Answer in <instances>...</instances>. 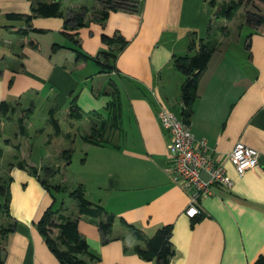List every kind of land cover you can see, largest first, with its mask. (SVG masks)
Instances as JSON below:
<instances>
[{"label":"crops","instance_id":"1","mask_svg":"<svg viewBox=\"0 0 264 264\" xmlns=\"http://www.w3.org/2000/svg\"><path fill=\"white\" fill-rule=\"evenodd\" d=\"M32 1L0 0V107L4 103L14 108L13 114L8 111V120L0 117V160L7 150H16L6 169H1L13 177L7 219L14 229L0 242L4 264H60L46 246L37 222L52 197L55 205L61 207V203L51 195L53 190L48 192L39 181V170L29 161L32 146L26 142V135L12 141L20 113L17 108L33 113L38 99L53 110H63L66 117L75 104L82 115L78 121L86 128L80 136L86 144L88 159L82 162L86 173L78 178L77 187L82 186L85 199L102 207L106 214L97 218L79 215L78 204L72 216L60 209L61 214L76 221L79 236L94 256H80L86 264H155V260L137 255L135 247H145V241L167 225L172 228L169 264H254L264 256V32L250 29L235 43L227 42L225 32L227 39L220 41L221 49L209 47L207 30L217 18L218 8L230 0H128L138 5L136 11L109 12L104 22L97 20L100 5L92 15H84V26L75 32L80 50L91 58L100 52H115L118 47L103 44L102 35L118 34L127 46L108 63L114 71L107 73L100 67L99 75L81 76L88 62H96L75 58L76 64L70 66L64 49L75 55V46L65 35L63 19L38 17L26 24L5 18L7 14L29 15ZM73 2V10L64 14L83 8L77 0ZM232 21L226 22L232 25ZM51 37L59 43H50ZM192 38L203 40L211 56L198 80L188 124L194 138L205 141L206 152L224 164L232 188L213 187L212 194L200 201L201 214L189 219L185 215L188 195L167 172L170 138L161 129L157 114L164 108L182 119L185 77L174 68L173 60L195 53L188 50ZM110 76L113 80L100 84L97 91L89 87L95 77ZM27 96L32 97L30 102L22 105ZM113 100L120 106L115 143L86 142L90 125L109 118L107 105ZM123 112L126 120L122 121ZM6 140L11 144H5ZM237 142L259 154V168L241 176L226 161ZM19 163L26 168L20 169ZM108 216L114 221L103 235L100 223ZM115 222L124 228H117ZM127 225L138 230L140 238L134 237Z\"/></svg>","mask_w":264,"mask_h":264},{"label":"trees","instance_id":"2","mask_svg":"<svg viewBox=\"0 0 264 264\" xmlns=\"http://www.w3.org/2000/svg\"><path fill=\"white\" fill-rule=\"evenodd\" d=\"M102 5V10L99 11L97 20L104 22L109 12H115L118 10H129L136 11L138 5L134 4L133 1L128 0H99ZM252 0H237L231 1L224 5H221L215 17L223 18L230 21L233 17L234 12L240 7L244 2H250ZM259 3H264V0H257ZM213 4V3H211ZM260 8L255 7L254 12L246 10L245 24L252 29L257 30L258 28H263L264 32V15L258 14ZM83 8L80 13L74 14H64L61 10V4L58 2H41L39 0H34L31 2V11L29 15L23 14H7L5 18L8 21H24L26 24L38 17L41 18H60L64 20L63 26L66 37L73 43L75 48L73 52L77 59L84 58L93 59L104 71L107 73L114 71V67L109 68L108 63H113L117 54L122 51L127 46V41L120 35L116 34L112 37L102 35L101 42L108 46H116L118 49L115 52H100L96 57L91 58L90 56L84 55L79 48L78 41L76 39L77 33H75L79 28L84 26ZM35 33H42L40 30L33 29ZM249 47V46H247ZM189 52L195 53L191 56L176 57L173 60L174 68L180 72L184 77L185 81L181 86V101L185 109L182 113V120L188 124V118L191 114V105L196 98L197 83L205 70L207 63L209 62L211 56V50L207 45L203 44V40H197V38H192L188 45ZM101 60V62L99 61ZM108 70V71H107ZM118 101V100H117ZM117 101H112L107 105L109 111V118L106 120L99 119L97 122L90 125V133L85 136L86 142L95 145H104L109 142L113 135L119 130L120 122V111L119 103ZM10 108V110H9ZM8 111L11 114L14 113V108L2 104L0 107V117L8 120ZM51 110V114H52ZM68 118L74 120H81L82 115L78 112V108L75 104H71L68 112ZM24 119L25 114L23 113L18 119L19 133L24 134ZM52 124L56 129V133L60 132L59 126L56 120L52 119ZM5 144H11L10 140H6ZM67 153V152H65ZM1 155V151H0ZM69 155L67 156V161L69 162ZM20 169H25L22 163L18 164ZM32 174L37 175V171L33 168L28 169ZM12 178L9 176L5 181L0 184V210L5 213L6 217L9 218V201H10V183ZM45 189L49 192L51 188L54 191H58V186H47L48 183L42 181ZM58 189V190H56ZM68 197L76 200L78 203V213L79 215H85L92 218H97L102 214H106L102 207L95 206L87 201L84 197L82 186H78L75 190L68 194ZM51 205L44 211L37 222V228L44 238V242L51 253L56 257L60 264H86L80 256H87L89 259H94V256L88 253V247L86 242L79 236L76 229V221L72 220L70 217H66L61 214L60 209L55 205V198L52 197ZM114 218L113 216H108L107 220L100 223V229L103 235H106L111 230ZM124 222V221H123ZM125 223V222H124ZM134 237L140 238V232L136 230L133 226L127 225ZM14 225L9 224L6 228L1 230L2 235H6L8 232L13 231ZM53 231H56V235H53ZM172 233V228L170 225L163 226L159 228L155 234L148 240L145 241V247L141 248L139 246L135 247V252L142 259L147 261L155 260V264H169L171 257L173 256V249L170 243V237ZM3 238V237H2ZM2 249L0 248V264H4V259L2 256ZM254 264H264V256L260 257Z\"/></svg>","mask_w":264,"mask_h":264},{"label":"rangeland","instance_id":"3","mask_svg":"<svg viewBox=\"0 0 264 264\" xmlns=\"http://www.w3.org/2000/svg\"><path fill=\"white\" fill-rule=\"evenodd\" d=\"M42 1H48V0H42ZM75 0H64L62 1V10L63 12L72 9L73 2ZM228 1V0H224ZM230 0L229 2H231ZM237 1V0H233ZM77 4L83 5V10H85L84 15L90 16L92 15L94 10H97L100 8V1L99 0H77ZM223 3L222 5H224ZM263 4V3H262ZM102 6V5H101ZM260 8V12L258 14L264 15V6L261 7V3H259L257 0H252L250 2H244L242 4V8H238L232 17V25L235 23H238L240 21V27H232V25H228L226 19L223 18H216L213 20L211 24V28L207 30V41H210L208 44L209 47H215V48H222V45H220V41H225L227 38V42L231 40L232 42H236L237 39H239L240 36L246 37L248 33L250 32V29L252 30V27H249L245 24V15L246 10L250 12L255 11V7ZM102 9V7H101ZM81 10H77L75 13H80ZM91 12V14H90ZM88 19V17H87ZM226 27V28H225ZM260 32H263V28H258ZM227 38L226 37V33ZM43 44H47L45 41V38L42 39ZM45 41V42H44ZM59 43V41L55 37L50 38V43ZM61 43V41H60ZM62 43H65L64 41ZM216 45H212V44ZM242 43V42H241ZM51 45V44H50ZM207 46V47H208ZM219 48V49H221ZM64 53L69 57L70 66H73L76 64L75 55H72L71 51L64 49ZM74 54V53H73ZM87 68L81 71V76H84L85 74H97L96 72L100 69V66L97 65L94 62H88ZM99 75V74H97ZM95 75V76H97ZM108 76V75H106ZM113 80V78L110 77H95L93 80V84H91L89 87H94L95 91L98 89V86L100 84H105L107 81ZM31 96H27L23 99L21 102L22 105H25L30 102ZM33 102V101H32ZM36 107L34 112L32 113H26L24 123L31 120L30 124L27 126H24V134L28 139H26V142L32 146L30 148V158L29 161L32 163L33 166H37L39 170V176L42 179V181H45L50 186H58V191H51L53 196L57 198V201L59 200V203L61 207H63V211L66 215L72 216L74 215V212L77 209V201L70 199L68 197V194L75 190L77 188L78 178L83 177L86 173V167L82 166V162L84 163L88 158L86 157L87 154L85 152L86 144L84 141L80 139V136L84 134L85 126L84 122L78 120H74L71 118H68L63 115L65 113L63 110L57 111L53 110V107L50 104H43L39 99L35 101ZM43 104V105H40ZM22 108V107H21ZM21 108H17V111H20V113L17 115V118H20L23 112H21ZM51 110L52 114H51ZM125 111V110H124ZM125 118L123 117L122 121L126 120V114ZM92 119L93 117L90 116ZM52 119L56 120L58 126L60 127L61 131L57 134L56 129L52 124ZM17 126V125H16ZM84 130V131H83ZM117 133V132H116ZM14 134V133H13ZM17 136H22L19 133V124L17 126L16 135H12V141H15ZM115 143V138H111L109 142ZM121 142V141H119ZM118 143V141H117ZM0 144H3V136L0 135ZM3 147V146H2ZM22 150V149H21ZM16 150H7L4 154V156L1 158L0 163L3 165L4 168L0 165V184H2L6 177L8 176V170L2 171L1 169H6L7 163L11 161L9 158H13V155L15 154ZM67 152V153H65ZM21 154H23V151H21ZM69 157V162L67 161V156ZM23 157V156H22ZM13 178V177H12ZM48 186V185H47ZM10 191V189H9ZM58 206V205H57ZM59 207V206H58ZM60 208V207H59ZM9 225V221L3 213V211L0 210V242L2 241V235L1 230L3 228H6ZM114 225L119 228L122 227L118 222H115ZM124 228V227H122Z\"/></svg>","mask_w":264,"mask_h":264},{"label":"built area","instance_id":"4","mask_svg":"<svg viewBox=\"0 0 264 264\" xmlns=\"http://www.w3.org/2000/svg\"><path fill=\"white\" fill-rule=\"evenodd\" d=\"M160 127L170 138V165L167 169L172 182L188 195L185 215L193 219L201 214V199L212 194L213 187L225 190L232 188V181L225 173L224 164L217 162L206 152L204 140H197L191 133L189 124L164 108L158 111ZM259 154L240 142L234 145L226 156L236 174L241 176L247 170L259 168ZM208 179L204 180L200 173Z\"/></svg>","mask_w":264,"mask_h":264},{"label":"water","instance_id":"5","mask_svg":"<svg viewBox=\"0 0 264 264\" xmlns=\"http://www.w3.org/2000/svg\"><path fill=\"white\" fill-rule=\"evenodd\" d=\"M200 176H201L204 180H207V179H208V176H207L204 172H201V173H200Z\"/></svg>","mask_w":264,"mask_h":264}]
</instances>
